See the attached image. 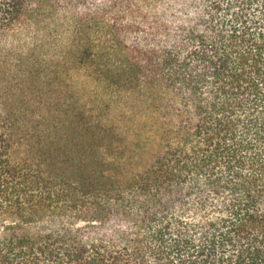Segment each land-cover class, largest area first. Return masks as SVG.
<instances>
[{
  "label": "trees",
  "instance_id": "trees-1",
  "mask_svg": "<svg viewBox=\"0 0 264 264\" xmlns=\"http://www.w3.org/2000/svg\"><path fill=\"white\" fill-rule=\"evenodd\" d=\"M45 1L0 0V37ZM65 34L0 94V264H264V0H98Z\"/></svg>",
  "mask_w": 264,
  "mask_h": 264
},
{
  "label": "rangeland",
  "instance_id": "rangeland-1",
  "mask_svg": "<svg viewBox=\"0 0 264 264\" xmlns=\"http://www.w3.org/2000/svg\"><path fill=\"white\" fill-rule=\"evenodd\" d=\"M98 0H46L47 17L37 29L25 25L17 27L0 37V94L6 97L9 90L18 93L19 88L30 87V72L41 61L45 70V60L53 50L52 40L58 34L61 38L67 36L76 19L85 14L93 15ZM65 40V39H64ZM52 47V46H51ZM29 90V89H27Z\"/></svg>",
  "mask_w": 264,
  "mask_h": 264
}]
</instances>
